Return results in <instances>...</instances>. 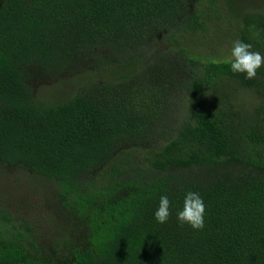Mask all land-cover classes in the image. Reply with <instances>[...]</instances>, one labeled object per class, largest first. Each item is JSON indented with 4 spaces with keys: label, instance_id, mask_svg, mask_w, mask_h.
Listing matches in <instances>:
<instances>
[{
    "label": "trees",
    "instance_id": "obj_1",
    "mask_svg": "<svg viewBox=\"0 0 264 264\" xmlns=\"http://www.w3.org/2000/svg\"><path fill=\"white\" fill-rule=\"evenodd\" d=\"M222 8L0 0V169L53 185L31 208L0 189V264H264V66L246 79L233 44L218 54L264 55V5L210 46ZM188 191L199 230L177 220Z\"/></svg>",
    "mask_w": 264,
    "mask_h": 264
},
{
    "label": "rangeland",
    "instance_id": "obj_2",
    "mask_svg": "<svg viewBox=\"0 0 264 264\" xmlns=\"http://www.w3.org/2000/svg\"><path fill=\"white\" fill-rule=\"evenodd\" d=\"M221 7V14L222 20L217 19L214 22L212 27V33L209 38V45L211 46V42H213V38H221L230 34L233 28V17L239 16L252 9L255 6H262L264 5V0H219ZM227 8V9H226ZM232 19V22L230 21ZM221 44V43H220ZM233 44L232 41H226V45L221 46L220 52L218 54L230 52V46ZM198 48V45L195 46ZM231 57V55H229ZM82 76H78L79 80ZM73 80L71 82H56L54 84H42V96L49 95L51 92H55L58 88L57 95L66 96L68 95L73 89ZM46 91H45V90ZM49 93V94H48ZM46 98H48L46 96ZM57 96H50L48 99H56ZM27 173V172H26ZM24 173L19 170L15 169L12 174H5L0 169V189L4 193L5 196H8V203H13V198L17 196L19 197L21 202L19 207L27 205V207L31 208L33 203H37L41 201L42 197L45 195L42 191H49L53 185L50 180H46L41 182V180L37 177L36 174H29ZM43 179V178H42ZM45 180V179H43ZM26 199V200H25ZM25 200V201H24ZM24 201V202H22ZM23 203V204H22ZM23 211H26L23 209Z\"/></svg>",
    "mask_w": 264,
    "mask_h": 264
},
{
    "label": "clouds",
    "instance_id": "obj_3",
    "mask_svg": "<svg viewBox=\"0 0 264 264\" xmlns=\"http://www.w3.org/2000/svg\"><path fill=\"white\" fill-rule=\"evenodd\" d=\"M252 45L241 40L233 43L231 50V71L234 73H246V79H254L257 70L264 66V55L258 51H252ZM171 201L167 195H162L159 207L154 213L159 223H166L171 215ZM206 207L203 198L198 192L188 191L185 194L183 209L177 213L180 224H188L193 229L204 227V214Z\"/></svg>",
    "mask_w": 264,
    "mask_h": 264
}]
</instances>
